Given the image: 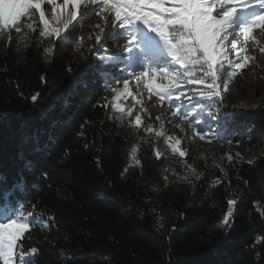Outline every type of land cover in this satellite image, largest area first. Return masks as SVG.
Returning <instances> with one entry per match:
<instances>
[{
  "label": "trees",
  "instance_id": "16d2710c",
  "mask_svg": "<svg viewBox=\"0 0 264 264\" xmlns=\"http://www.w3.org/2000/svg\"><path fill=\"white\" fill-rule=\"evenodd\" d=\"M89 23L70 26L67 41L55 40L47 57L44 44L53 38L38 30L0 38V210L40 218L20 241L38 249L29 264H264V241L257 243L264 237L257 211L264 206V96H243L251 64L245 47L229 53L245 66L229 73L222 90L230 131L213 136L210 120L212 132L201 139L190 126L194 140L213 148L203 158L181 157L159 141L148 118L138 128L134 115L113 119L120 97L106 91L103 74L118 78L124 64L99 59L116 54L92 47ZM116 38L106 46H119ZM111 86L123 88L122 81ZM190 88L170 103L196 111ZM122 108L137 113L131 101ZM132 146L139 164L130 159ZM154 150L164 155L157 159ZM229 199L237 200L230 228L209 229Z\"/></svg>",
  "mask_w": 264,
  "mask_h": 264
},
{
  "label": "snow or ice",
  "instance_id": "6c2138e0",
  "mask_svg": "<svg viewBox=\"0 0 264 264\" xmlns=\"http://www.w3.org/2000/svg\"><path fill=\"white\" fill-rule=\"evenodd\" d=\"M45 5L51 6V13L45 11ZM69 6L70 19L61 28H56L51 26L50 21L56 19L60 7L58 0H0V38L7 34L11 39V31L24 33V38H27L29 33L38 30L39 37L67 41L69 26L78 21V17L80 20L91 19L94 14L99 21L92 25L94 30H99L94 36L97 45L103 47L101 34L107 41L109 28L114 30V38L125 40L117 52L128 55L99 57L113 67L124 64L118 78L115 73L106 71L103 74L105 89L113 94L114 99L121 95L132 96L129 79L123 75L129 71L137 84L143 83L150 94L154 93L160 98L161 103L165 100L172 102L173 97L181 100L185 95L182 89L191 86L188 99L189 102L195 100L196 111L184 110L182 104H177L171 115L188 120L194 132L199 129L201 139L212 132L210 120L215 121L216 125L213 136L220 137L222 133L230 131L229 122L233 114L222 111L225 107L222 90H227L229 73L235 75L245 66V58L237 55L233 61L229 53H236L238 49L242 53L244 46L237 41L242 38L247 42L253 30L264 29V0H63V7ZM92 38L90 34L89 39ZM80 39L78 46H82L83 38ZM44 52L52 54L53 47L45 48ZM157 77L167 83L154 88L153 81ZM113 80L117 84L122 81L123 88L112 87ZM38 96L39 93L32 95L31 100L37 101ZM140 102L136 100V103ZM112 107L121 114L113 119L134 115L130 123L137 128L141 126V116L134 114L132 108L124 109L118 103ZM144 130L150 134L154 131L151 126H145ZM248 131L252 132L251 129ZM162 134V131L155 132L156 136ZM228 142L231 143V140ZM165 144L173 154L178 152L181 157L185 155L176 147L180 144L179 140L169 143V138H166ZM136 152V146H132L130 159L139 164ZM154 155L160 159L164 153L154 150ZM220 183V180L213 181V185ZM227 203L228 211L220 222V227L224 228H230L237 200L229 199ZM17 207L23 209V202L18 201ZM257 211L264 216V206L257 207ZM6 221H0V262L29 264L26 257L36 254L38 249L25 250L20 241L33 223L40 222V218L33 211L27 214L20 211L15 218L12 215L6 217ZM262 241L264 237H257V243Z\"/></svg>",
  "mask_w": 264,
  "mask_h": 264
},
{
  "label": "rangeland",
  "instance_id": "374dc122",
  "mask_svg": "<svg viewBox=\"0 0 264 264\" xmlns=\"http://www.w3.org/2000/svg\"><path fill=\"white\" fill-rule=\"evenodd\" d=\"M58 4L60 7L57 9L56 19L51 23V26L56 28H59L60 24H62V22L65 20L66 12H71L70 6L69 8H65L66 10L64 9L63 0H58ZM44 7L46 12L51 13V6L45 5ZM48 7H50V9ZM84 20H88V18L80 20L78 17V21H74L70 26L73 24L75 27L82 26ZM98 22V18L93 14L91 16L90 23L85 27L88 33L92 34L93 37L99 32V30H94L92 25ZM113 31L114 30L111 28L107 29L108 39H114L112 36ZM101 35V43L103 44V47L101 48L100 45H97L96 41H94V44L92 45L93 48L102 49L103 51L106 50L107 52L111 51L115 54H121L125 56L128 55L127 53L117 52V49H119L120 46L125 43L124 39H122L123 42L119 46L110 49L106 46V41L103 39V34ZM115 39L117 38L115 37ZM55 40L56 39L54 38L47 39L44 44V49L47 47H53ZM237 43L245 47L249 53L251 63L250 67L245 71V77L247 80L243 84V96H246L249 100H256L257 98L264 96V29L253 30V33L247 42H244L241 38L239 41H237ZM78 55L82 59L86 58L85 53L82 51H79ZM45 56L47 57L49 54L45 53ZM126 75L129 77V91L132 92V96H128L126 99L127 96L121 95L119 103L120 106L123 107L124 102L131 101L132 107H134L137 113L140 114L141 121H144L146 118H148L152 127L157 125V131L163 132L162 135L157 136L160 142L165 141L166 138H169V143H174L175 140H179L180 144L176 145L177 148H179L181 151H184L185 153L194 154L199 152L200 158H203L208 152L212 150L213 146L202 144L200 141L194 140L193 131L188 123V120L180 119L171 115V111L174 109L175 105L170 103L168 100H165L163 103H161L160 98L154 93L150 94L144 87L143 83L137 84L135 77L131 76L130 71L126 72ZM253 79H257V83H255ZM162 83L166 84L167 81L162 82L161 79L157 77L153 81V87L155 88L156 85H161ZM133 97H136V100L141 102L136 103V100H133ZM183 108L184 110L189 109L187 106ZM177 124L179 125L178 127L176 126ZM155 132L156 131H154V133ZM8 216L9 214L7 212L0 210V221L7 222L6 217ZM13 218H15V216H13ZM222 220L212 224L209 229L221 228L220 222Z\"/></svg>",
  "mask_w": 264,
  "mask_h": 264
},
{
  "label": "bare ground",
  "instance_id": "6f19581e",
  "mask_svg": "<svg viewBox=\"0 0 264 264\" xmlns=\"http://www.w3.org/2000/svg\"><path fill=\"white\" fill-rule=\"evenodd\" d=\"M65 9V8H64ZM66 10V9H65ZM70 19V11L69 12H66V18L65 20L62 22V24H60L59 28H61L64 24L65 21L69 20ZM59 25V24H58Z\"/></svg>",
  "mask_w": 264,
  "mask_h": 264
}]
</instances>
